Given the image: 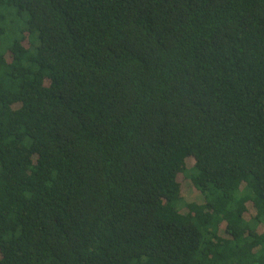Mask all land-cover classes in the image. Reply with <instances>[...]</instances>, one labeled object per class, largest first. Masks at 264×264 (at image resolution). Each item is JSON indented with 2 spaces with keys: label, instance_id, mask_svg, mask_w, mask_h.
Masks as SVG:
<instances>
[{
  "label": "trees",
  "instance_id": "1",
  "mask_svg": "<svg viewBox=\"0 0 264 264\" xmlns=\"http://www.w3.org/2000/svg\"><path fill=\"white\" fill-rule=\"evenodd\" d=\"M0 264H264V0H0Z\"/></svg>",
  "mask_w": 264,
  "mask_h": 264
}]
</instances>
